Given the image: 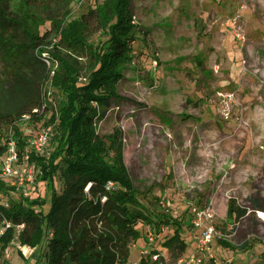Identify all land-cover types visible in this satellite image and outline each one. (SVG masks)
Listing matches in <instances>:
<instances>
[{
  "label": "rangeland",
  "instance_id": "374dc122",
  "mask_svg": "<svg viewBox=\"0 0 264 264\" xmlns=\"http://www.w3.org/2000/svg\"><path fill=\"white\" fill-rule=\"evenodd\" d=\"M103 1L33 0L30 15L46 22L43 33L50 29L46 20L67 11L77 19ZM20 4L11 0L9 11L14 14ZM131 13L138 40L123 68L121 101L111 105L97 130L100 136L122 131L125 165L139 198L154 214L182 221L187 249L178 257L163 248L174 227L152 231L150 243L149 228L140 225L141 238L125 264H178L193 252V210L208 209L217 235L205 264H264V0H132ZM103 36L91 42L101 44ZM5 68L0 58V82L8 79ZM46 100L44 120L19 124L21 158H29L16 166L15 186L6 176L8 155L0 162L4 203L41 199L47 203L44 214L51 209L52 190L30 155L50 158L56 134L50 120L62 99L49 86ZM42 132L49 135L48 146L31 151L30 142ZM57 188L64 205L55 222L73 250L69 264H117L93 222L77 217L71 224L64 182ZM231 200L248 211L238 224L227 217ZM17 230L5 253L0 250V264L35 262L34 249L22 245ZM244 243L250 249L237 250ZM152 252L161 255L158 262Z\"/></svg>",
  "mask_w": 264,
  "mask_h": 264
},
{
  "label": "trees",
  "instance_id": "16d2710c",
  "mask_svg": "<svg viewBox=\"0 0 264 264\" xmlns=\"http://www.w3.org/2000/svg\"><path fill=\"white\" fill-rule=\"evenodd\" d=\"M32 1L20 0L13 14L8 9L11 0H0V58L8 78L0 82L7 86L0 89V162L16 137L22 159L25 147L19 136L20 121L26 115L31 121L44 120L49 112L47 88L57 90L62 101L50 120L56 124L54 151L48 160L30 155V162L41 170V180L51 186L52 206L48 214L43 212L47 203L41 199L0 206L1 218L13 225L0 238L2 254L21 227L18 239L34 249L33 264L43 260L46 264H69L73 250L69 240L59 235L55 222L56 210L64 205L57 186L64 182L69 212L74 215L71 224L78 223L77 217L93 222L117 264L127 263L132 244L141 238L140 225L154 234H159L161 227H174L163 248L182 256L187 249L181 234L183 223L154 214L139 198L125 165L122 131L100 136L97 130L111 105L121 101L118 87L124 78L123 68L133 59L139 28L133 23L132 0H104L77 19L67 11L46 20L50 29L43 33L46 22L30 15ZM99 33L105 40L94 45L91 41ZM110 183L114 188L108 189ZM0 189L4 192L1 184ZM247 215L234 200L229 202L228 219L238 224ZM249 249L247 243L237 248L241 252Z\"/></svg>",
  "mask_w": 264,
  "mask_h": 264
},
{
  "label": "built area",
  "instance_id": "2783aa9c",
  "mask_svg": "<svg viewBox=\"0 0 264 264\" xmlns=\"http://www.w3.org/2000/svg\"><path fill=\"white\" fill-rule=\"evenodd\" d=\"M31 121L30 115H26L22 118L20 123H27ZM50 141L49 135L46 132L39 133L35 139L30 142V150L33 152H42L45 147L48 146ZM17 141H14V138L11 139L9 143L7 165H6V176L8 182L12 186H15V180L18 176V171L16 166L19 164V161H24L27 163L29 156H24L25 158H19V153L16 148ZM28 164V163H27ZM114 188L113 184L108 185V189ZM4 196L0 192V206L8 208V203H4ZM193 229L191 238L193 239V252L185 257L181 258L178 264H205V259L209 256V251L211 245L214 243L215 237L217 235L215 228L212 226L214 221V212L210 209L206 211L193 210ZM13 225L7 221L5 218L0 216V238L5 235V233L11 229ZM149 228V227H148ZM149 241L150 243L154 242V236L152 235V230L149 228ZM1 250V242H0ZM161 255H155L154 260L158 262Z\"/></svg>",
  "mask_w": 264,
  "mask_h": 264
},
{
  "label": "crops",
  "instance_id": "0c3cea01",
  "mask_svg": "<svg viewBox=\"0 0 264 264\" xmlns=\"http://www.w3.org/2000/svg\"><path fill=\"white\" fill-rule=\"evenodd\" d=\"M193 244H194V243H193ZM192 246H193V245H192ZM192 246H191V247H192Z\"/></svg>",
  "mask_w": 264,
  "mask_h": 264
},
{
  "label": "bare ground",
  "instance_id": "6f19581e",
  "mask_svg": "<svg viewBox=\"0 0 264 264\" xmlns=\"http://www.w3.org/2000/svg\"><path fill=\"white\" fill-rule=\"evenodd\" d=\"M254 100V99H253Z\"/></svg>",
  "mask_w": 264,
  "mask_h": 264
}]
</instances>
